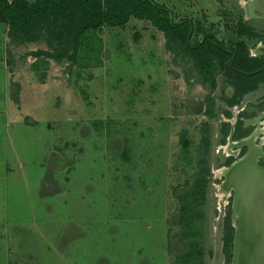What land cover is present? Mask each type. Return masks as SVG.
Instances as JSON below:
<instances>
[{
  "label": "rangeland",
  "instance_id": "1",
  "mask_svg": "<svg viewBox=\"0 0 264 264\" xmlns=\"http://www.w3.org/2000/svg\"><path fill=\"white\" fill-rule=\"evenodd\" d=\"M156 1L173 21L191 20L187 44L130 16L85 33L72 60L59 23L73 13L33 19L32 39L0 21V264H176L173 189L186 186L195 197L188 264H230L232 192L219 170L236 158L229 149H245L229 145L230 120L232 139L252 131L240 118L264 109V86L228 99L216 58L205 66L187 45L204 34L231 43L238 23L259 33L244 37L248 47L264 44V21L243 18L245 0Z\"/></svg>",
  "mask_w": 264,
  "mask_h": 264
},
{
  "label": "trees",
  "instance_id": "2",
  "mask_svg": "<svg viewBox=\"0 0 264 264\" xmlns=\"http://www.w3.org/2000/svg\"><path fill=\"white\" fill-rule=\"evenodd\" d=\"M73 13L69 20H62L59 27L62 31L70 34L73 41V50L69 57L74 60L78 46L82 40L87 43L88 31L101 28L103 25L116 26L125 23L130 16L145 17L166 34L180 38L188 43L186 37L192 30V23L189 18L173 21L171 9L162 2L156 0H0V21L5 22L9 29L28 31L27 39L34 38L33 33L37 30L33 19L51 18L61 19ZM246 29V28H245ZM238 30H243L238 24ZM220 43V42H219ZM187 51L196 59L205 55V66H209L211 59L216 55L221 56V48L212 37L204 34L201 39L193 44L187 45ZM97 50H95L96 53ZM222 61L223 58L219 57ZM100 60L97 59L96 63ZM252 67L245 68L250 70ZM263 72V71H259ZM244 78L246 82V77ZM241 82V83H245ZM231 102V101H230ZM227 130H223L224 134ZM181 150L187 147L183 139L180 144ZM174 195L178 199L176 223L178 231L172 232L174 239H167V246L173 250L176 264H188L193 256L194 236L191 231V211L195 202L193 186H186L180 189L174 188ZM228 215L225 223L228 225ZM169 232V231H168ZM230 238H225L224 249L227 251ZM229 253L227 254V261Z\"/></svg>",
  "mask_w": 264,
  "mask_h": 264
},
{
  "label": "flooded vegetation",
  "instance_id": "3",
  "mask_svg": "<svg viewBox=\"0 0 264 264\" xmlns=\"http://www.w3.org/2000/svg\"><path fill=\"white\" fill-rule=\"evenodd\" d=\"M243 18L246 20L260 19L264 21V19H261V18L252 17V16L249 17L246 13H244ZM238 24L242 25V23H238ZM208 35H210L213 41L217 42V45L221 48V52H222L221 56L216 55L215 60H216L217 67L220 68V72L224 75L223 78H225L224 82L226 83V86H228L231 89V91L229 92L230 94H229L228 99H231L232 101L234 99L235 100L239 99V97L244 95L245 92L251 91L254 85L256 84L257 85L262 84L264 86V77L262 78V77L254 76V74L258 73L259 71L264 72V44L262 43V39L260 38L257 44L255 46L252 45V47H248L247 43L245 44L244 42V37L251 39L255 37L257 38V36L259 35V33L255 31V29L251 25L246 29L243 28V30H238V27H237L235 29V35L237 36L236 38L237 40L235 39L231 43H223L221 40H217L212 34H208ZM219 57L223 58L222 61ZM257 63H260V64H257ZM248 66L252 67V69L245 70V68ZM214 71L215 69L212 72L210 71V79H212V83H211L212 86L215 83V81H213ZM240 75L245 76L247 81L245 82L244 78L240 77ZM256 78H257V81H254V79ZM241 82H245V83H241ZM247 102H250V100H248ZM232 110L235 111V109L233 108ZM238 112L245 113L244 106H242L239 110L235 111V116ZM263 115H264V109H261L252 117H247V118L241 117L240 118L243 121L242 123L243 127L248 126V125H253L254 128L247 135L240 136L239 138H237V139H240L242 137H248L249 135L251 136L247 138L246 143H242L241 145H239L240 147L241 146L245 147L244 152L238 155L237 153L239 152L240 149H229L230 150L229 154L234 155L236 157L235 159L242 156L248 149L250 150V147H253V146L257 147L259 145H260L261 153L258 154V157L264 156V149H261V145L264 142V135H263L262 141H260L261 139L259 138V141L257 143H255L253 139L255 135H257L258 133L262 132V130H264V128L261 127L262 122H260V119H259ZM230 121H231V126H233L235 123L234 122L235 117H234V121L232 120ZM233 130H234V126H233ZM229 145H231V147L237 146V145L231 144V142L229 143ZM227 148H229V146H227ZM235 159H232L231 161H229L227 165H229ZM261 166H264V164ZM255 179H257V176H255ZM232 189L233 188H230L229 191L232 192Z\"/></svg>",
  "mask_w": 264,
  "mask_h": 264
},
{
  "label": "water",
  "instance_id": "4",
  "mask_svg": "<svg viewBox=\"0 0 264 264\" xmlns=\"http://www.w3.org/2000/svg\"><path fill=\"white\" fill-rule=\"evenodd\" d=\"M244 6L245 13L264 19V0H249ZM232 133L233 126L230 138ZM257 158L258 154L250 161L255 165V172L260 174L264 166L257 163ZM231 219L234 232L230 264H264V184L251 183L242 195L232 189Z\"/></svg>",
  "mask_w": 264,
  "mask_h": 264
},
{
  "label": "bare ground",
  "instance_id": "5",
  "mask_svg": "<svg viewBox=\"0 0 264 264\" xmlns=\"http://www.w3.org/2000/svg\"><path fill=\"white\" fill-rule=\"evenodd\" d=\"M248 2L249 0H245L243 2V6ZM246 14L249 17L252 16L247 12ZM249 137L251 136L249 135L248 137L232 140V138H230L228 135V141L229 143L231 142V144L239 146L240 143H246V140ZM253 147H250V150L248 149L242 156L233 160V163L230 166H223L220 168L219 172L221 176L223 178L224 176L226 177L225 179L222 178L220 187L225 190L233 188V190H235L239 195H242L248 190L251 183H259L261 185L264 184V167L260 168L261 172L259 174L258 172H255V165L253 166V163L250 161L253 156L261 153L260 145L254 148ZM255 176H257V179H255ZM222 188L220 189L222 190Z\"/></svg>",
  "mask_w": 264,
  "mask_h": 264
}]
</instances>
